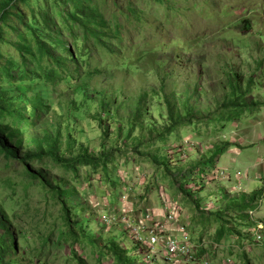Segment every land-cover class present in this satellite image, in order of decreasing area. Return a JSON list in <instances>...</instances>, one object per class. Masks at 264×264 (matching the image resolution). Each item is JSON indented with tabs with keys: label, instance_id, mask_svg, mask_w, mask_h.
I'll list each match as a JSON object with an SVG mask.
<instances>
[{
	"label": "rangeland",
	"instance_id": "obj_1",
	"mask_svg": "<svg viewBox=\"0 0 264 264\" xmlns=\"http://www.w3.org/2000/svg\"><path fill=\"white\" fill-rule=\"evenodd\" d=\"M81 2L99 11L114 31L112 35L82 30L76 43L72 25L65 18L73 10L71 0H16L12 12L22 18L11 15L6 24H0L4 30L0 53L19 64L17 46H34L26 27L33 26L38 39L53 45L55 54L70 62L66 81L46 87L43 98L50 110L24 127L26 140L44 126L51 130L59 127L62 151L70 142L73 152L83 145L92 154L111 153L113 161L108 172L79 166L78 174L52 158L30 164L46 165L62 187L83 189L80 192L88 191L101 200L106 197L110 204L117 203L113 198L123 192L121 185L145 182L139 193L144 199L151 195L160 199L162 187L180 197L189 214L184 223L193 242L207 244L206 250L198 252L199 257L208 251L218 264H226L228 258L231 264H264V241L254 242L251 229L256 222L250 220V210L240 216L236 209L243 195L264 190V180L256 178L264 168V159L258 158L264 156L258 149L264 139L262 108L253 112L244 108L223 110L229 114L228 122L220 111L231 99L233 76L241 77L240 90L247 91L248 104H264V0ZM47 16L52 18L49 26ZM248 26L250 30L244 32ZM68 47L80 64L72 62ZM74 68L80 71L76 73ZM9 81L4 78L0 89L12 96L20 82ZM249 81L253 82L251 87ZM40 82L38 78L32 81L35 85ZM189 113L195 117L193 125L168 131L179 116ZM9 121L0 117L2 123ZM184 137L195 142L187 159L174 151ZM241 138L240 144L236 143L235 139ZM226 143L237 151L227 149L220 163L248 172L245 194L231 195L218 183L202 180L198 162L208 160ZM127 175L129 180H122ZM110 183L116 190L107 196L103 185ZM190 185L197 187L193 193ZM76 201L68 203V221L62 203L26 173L21 161L0 154V206L18 246L15 264H118L108 247L113 240L127 250L130 264H146L144 252L139 253L138 247L115 232L116 226H103L88 204L81 207ZM207 202L212 203L210 211L203 209ZM259 210L264 215V207ZM220 229L225 232L223 238L218 237ZM215 243L218 248H213ZM194 264H200L199 260Z\"/></svg>",
	"mask_w": 264,
	"mask_h": 264
},
{
	"label": "trees",
	"instance_id": "obj_2",
	"mask_svg": "<svg viewBox=\"0 0 264 264\" xmlns=\"http://www.w3.org/2000/svg\"><path fill=\"white\" fill-rule=\"evenodd\" d=\"M15 1L16 0H0V24H6L11 15H14L19 19L22 18L20 14L12 12V10L16 8ZM71 5L73 10L68 12L65 18L66 21L72 25L70 26L71 35L75 37L74 39L76 43L79 41L77 36L78 31L82 30L85 33L87 30H95L97 34H104L106 36L113 34L114 31L109 28V25L104 21L98 10L83 6L81 0H71ZM51 19L52 18L49 16L45 18L46 26L50 25ZM26 27L28 28V33L33 35L34 46H17L21 60L19 64L16 65L13 59L3 58L0 53V82L3 81L4 78L8 81L10 80L9 82L12 84L15 83L16 79L20 82L16 84V94H13L12 96H10L6 90L0 89V117L10 118L9 122H0V154L4 155L7 159L21 161L25 165L26 173L33 179L38 180L45 190L52 192L60 203H62L66 218L70 221L71 208L68 207L69 201L74 203L78 197L79 202L76 201V203L78 202L77 204L81 207H84V205L87 204L83 201L81 192L79 190L78 192L75 188L69 189L56 183L54 177L51 176V170L46 165L33 166L30 163L34 162V160L37 162H44L45 158H52L60 165L68 169H73L77 174L79 166L84 168H101L103 171L108 172L107 169L113 161V155L108 152L92 154L89 149L83 145L80 146V150L73 152L70 142L66 149L62 151L61 130L59 127H56L55 130H51L49 126H44L40 133L29 135L26 140V137L24 136L25 131L23 130L24 127L28 128L32 122H36L43 114H47L50 110V106L45 103L43 98L44 91H47L46 87L52 86L51 84L56 86L61 81H66L65 79L71 72L69 68L70 62L67 58L56 55L53 45L38 39L33 30V26ZM243 30L244 32H248L250 27L248 26ZM3 39L4 30L0 25V40ZM89 39L90 38H86L85 41H88ZM91 40H93L96 46L99 47V43L95 42L94 39ZM112 41L116 43L115 38H112ZM67 51L72 58V62L77 65L80 64L79 59L74 56V53L73 56L71 55L72 50H70L69 47L67 48ZM45 59L48 61L47 65L43 64ZM1 64H3V66H1ZM75 70L76 68H74L73 71ZM79 71V69L76 70V73ZM75 74H73L71 79ZM37 78L41 79V82L40 84L35 85L32 81ZM240 83V76L232 77L230 82L232 88L231 99H227L222 107H220L222 108L220 111H222L226 122L230 120L229 114H224V111L226 110L244 108L253 112V110H256L257 108L260 109L264 106V104L261 103L248 104L246 99L247 91L243 93L241 92ZM252 85L253 82L249 81L248 86L251 87ZM238 91L239 96L237 94ZM164 96L167 97V93H165ZM166 101L171 105L168 99ZM253 107L256 108L254 109ZM194 119L195 117L190 113L189 116H179L168 131L173 133L175 128L193 125L196 122ZM230 146V144L226 143L218 147L208 160H201L198 162V166H201L199 171L205 173L208 168L213 166L215 160H217ZM111 181L115 184V181ZM181 189H183V186H181ZM261 194L260 190L241 197V202L236 204V209L240 211V216H244L247 210L255 208V202ZM93 213L97 216L95 212ZM0 230L3 231V233L0 234V264H15L17 259L14 254H16L18 250V246L15 242L14 233L10 228L8 216L1 206ZM224 234L225 232L223 229H220L218 237L223 238ZM108 247L112 257L116 261L115 263L130 264L129 259L126 257L127 250L122 247L119 242L113 240ZM129 252L130 251H128V253Z\"/></svg>",
	"mask_w": 264,
	"mask_h": 264
},
{
	"label": "built area",
	"instance_id": "obj_3",
	"mask_svg": "<svg viewBox=\"0 0 264 264\" xmlns=\"http://www.w3.org/2000/svg\"><path fill=\"white\" fill-rule=\"evenodd\" d=\"M261 108V123L264 125V107ZM194 149L195 142L189 137H184L176 144L174 151L182 159H187L189 153ZM228 149L229 151H237V148L232 149V145ZM202 176L203 182L228 185L227 191L231 195L247 193L244 182L248 179V172L220 167L216 163L208 168ZM256 178L264 180L262 172H257ZM87 193L88 191L81 192L82 199L96 212L99 222L108 228L116 226V229L127 241L139 248V253L144 252L142 254L144 263L155 264L156 261L161 260L164 264H194L199 260L200 264H218L208 251L200 257L198 256V252L206 250L208 246L205 242L196 245L185 223H177L175 231L170 232L168 223L178 220L179 215L182 214V204L180 197L172 196L166 189L161 187L160 190L161 207L156 209L144 208L139 212L128 209V187L120 194L119 207L112 206L106 197L101 200ZM261 207H264V190L257 200L255 208L248 212L250 220L256 222L255 227L251 229L255 243L264 241V223L255 219L256 213ZM211 208L212 203L207 202L203 209L210 211ZM218 247V243L213 244V248ZM231 263V259H226V264Z\"/></svg>",
	"mask_w": 264,
	"mask_h": 264
},
{
	"label": "crops",
	"instance_id": "obj_4",
	"mask_svg": "<svg viewBox=\"0 0 264 264\" xmlns=\"http://www.w3.org/2000/svg\"><path fill=\"white\" fill-rule=\"evenodd\" d=\"M235 141L238 144H240V142H241V141H238L237 139H235ZM258 144H259L258 149H259L260 153H262V152L264 153V139H263V141H260ZM242 153H243V151H242ZM242 153H241V155H242ZM228 154L234 155L231 152ZM220 158H221V156L218 158V161L216 162V163H218V165H221V166L227 167V168L232 167L230 165L220 163ZM258 158L264 159V156L260 155ZM261 171H262V174H264V168L263 169L261 168ZM139 177L137 178V180L139 179ZM127 179L129 180L128 175L126 177L122 178V180H127ZM144 183L142 184L141 182L140 183L138 182V184H139L138 186L136 185V183L133 185L132 184L121 185L120 192H122V190H124L125 188L128 187V193H129V195H128V197H129L128 198L129 199L128 209L129 210H136L137 212H139V210H143L144 208H155L156 209V208L161 207V200L159 198L155 197L154 195H151V197L146 198V199L141 198L142 194H141V196H139L140 191H142V188H144L146 185V183L145 184ZM140 185H142V186H140ZM221 186L224 187L225 191H227L228 185L222 184ZM103 187H104V192L106 193L107 196L110 195L113 192V190H116V186H113L111 183L106 184V185L104 184ZM189 188L191 189L192 193L195 191L193 185H190ZM184 189L186 190V187ZM187 191H190V190H187ZM250 193H252V192H250ZM117 195L118 196L116 199L113 198V200H116L117 203L115 204V201H114L111 204L114 207H119V205H120V194H117ZM193 197H194V194H193ZM181 204H183V203L181 202ZM257 213H256V217L261 219L264 222V215H261V210H259L258 214ZM185 215H189V214H187L185 212V210L183 209V206H182V214L179 215L178 220L176 222L168 223V228H169L170 232L175 231V226L177 225V223H179V222L184 223L185 222ZM115 232H118V230H116ZM160 263H161V261H156L155 264H160Z\"/></svg>",
	"mask_w": 264,
	"mask_h": 264
}]
</instances>
